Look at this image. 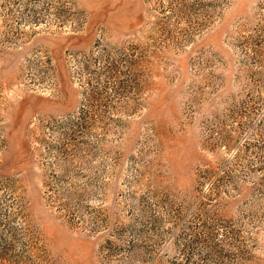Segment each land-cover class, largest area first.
Here are the masks:
<instances>
[{"label":"rangeland","instance_id":"rangeland-1","mask_svg":"<svg viewBox=\"0 0 264 264\" xmlns=\"http://www.w3.org/2000/svg\"><path fill=\"white\" fill-rule=\"evenodd\" d=\"M0 264H264V0H0Z\"/></svg>","mask_w":264,"mask_h":264},{"label":"trees","instance_id":"trees-1","mask_svg":"<svg viewBox=\"0 0 264 264\" xmlns=\"http://www.w3.org/2000/svg\"><path fill=\"white\" fill-rule=\"evenodd\" d=\"M108 55H109V53L107 52L105 57L108 58ZM88 66L89 65H85V68H88ZM101 68H102L103 73L110 75L109 77L112 78L114 81H116V76L114 78V75L116 73L123 74V72L116 69V66L114 67V65H112L111 62H109L108 60H106V62L101 66Z\"/></svg>","mask_w":264,"mask_h":264}]
</instances>
